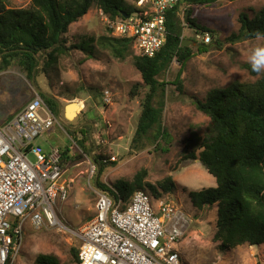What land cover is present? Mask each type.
Masks as SVG:
<instances>
[{
    "label": "rangeland",
    "instance_id": "rangeland-1",
    "mask_svg": "<svg viewBox=\"0 0 264 264\" xmlns=\"http://www.w3.org/2000/svg\"><path fill=\"white\" fill-rule=\"evenodd\" d=\"M30 3L31 0H6L8 7H27ZM124 3L135 8L134 0ZM262 7L264 0H217L198 11L201 23L214 30L216 39L224 45L218 48L212 43L207 52H196L185 64L175 60L159 76L165 83V91L160 89L155 103L165 104L163 127L169 133L166 139L156 140L151 132L150 139L134 144L149 87L132 56L117 58L104 46L106 37L118 36L110 30L97 6L70 26L67 34L70 50L45 71L30 77L16 59L0 70V126L7 124L42 90L60 99L63 110L61 117L56 115L59 122L38 137L36 145L45 150L69 147L72 157H81L64 164L69 198L57 204L56 221L44 222L41 227L27 221L21 248L10 264H37L41 253H54L62 263L74 264L71 248L81 246V229L95 216V206L104 189L98 181L114 187L120 179L132 180L142 168L148 170L147 181L151 183L172 175L179 184L165 194L192 220L189 231L173 244L188 264H264V243H246L228 250L213 240L217 206L195 208L189 191L216 186V178L199 159H185L186 145H192L199 154L201 139L211 132L212 121L198 109L197 100H204L209 90L235 80L254 82L261 77V73L252 74L244 64L264 70V37L235 43L227 39L239 32L242 12L256 15ZM183 22V35L195 39L196 30L185 19ZM91 37L96 57L87 58L77 45ZM133 50L139 54L134 44ZM137 83L139 93L133 96L131 90ZM107 90L112 95L110 103L105 101ZM72 101H77L81 108L77 117L68 119L65 108ZM91 125L89 131L95 148L86 152L77 141L82 134L73 138L69 129ZM95 154L105 156V168L99 176ZM30 157L35 158L33 154ZM153 203L157 205L156 199Z\"/></svg>",
    "mask_w": 264,
    "mask_h": 264
},
{
    "label": "trees",
    "instance_id": "trees-1",
    "mask_svg": "<svg viewBox=\"0 0 264 264\" xmlns=\"http://www.w3.org/2000/svg\"><path fill=\"white\" fill-rule=\"evenodd\" d=\"M215 2L217 0H179L168 11L167 40L154 57L136 54L130 38L106 37L104 46L114 56L120 59L133 57L144 84L149 87L142 102L134 144L150 139L151 132L156 140L166 139L169 135L163 127L165 104L163 101L157 105L155 103L160 89L165 91V83L159 80V76L175 60L185 64L196 52H207L212 43H216L218 48L224 45L216 39V32L204 26L198 17L199 10ZM93 6L113 19L138 10L136 4L133 8L125 5L124 0H31L27 7H8L6 0H0V70L9 67L14 59L30 77L34 72L51 67L70 50L67 37L70 26L87 15ZM183 18L195 32H210L212 42L204 44L195 38L199 44L197 49L193 45H182L187 38L183 35ZM239 22V32L230 35L228 41L235 43L264 37V7L256 15L242 12ZM93 40L91 37L77 45L86 52L87 58L96 57ZM244 66L254 75L261 73V77L254 82L235 80L225 87L209 90L204 100H197L198 109L212 121L211 132L201 139L199 148L202 150L199 154L192 149V145L185 148V159H200L216 178V186L189 191V196L193 206L199 210L217 206L213 240L220 242V248L228 250L246 243H264V70L249 63ZM139 87L138 83L133 86V96L138 95ZM40 95L51 111L58 115V101L51 96ZM91 127L69 129L73 138L82 134L77 141L86 152L95 148L89 131ZM61 150L63 168L66 162L81 158L72 157L69 147ZM93 158L99 166V173H102L105 156L95 154ZM147 176L148 170L142 168L132 180L120 179L114 187L129 202L137 190L149 189L152 195L159 196L179 185L172 175L157 183L147 181ZM98 182L102 188H109L105 183ZM80 250L81 246L71 248L74 264L80 263ZM37 264L65 263L54 253H41Z\"/></svg>",
    "mask_w": 264,
    "mask_h": 264
},
{
    "label": "built area",
    "instance_id": "built-area-1",
    "mask_svg": "<svg viewBox=\"0 0 264 264\" xmlns=\"http://www.w3.org/2000/svg\"><path fill=\"white\" fill-rule=\"evenodd\" d=\"M178 1L134 0L138 10L128 17L101 14L114 35L130 38L140 55L154 57L166 43L168 11ZM195 38L204 44L213 40L210 32H195ZM105 101H112L109 90ZM56 122L37 95L0 126V264H10L20 250L27 221L36 227L54 224L57 204L69 198L62 150L36 145ZM191 221L169 194L137 190L126 202L115 187L102 189L95 216L79 234V264H188L173 244L189 231Z\"/></svg>",
    "mask_w": 264,
    "mask_h": 264
},
{
    "label": "water",
    "instance_id": "water-1",
    "mask_svg": "<svg viewBox=\"0 0 264 264\" xmlns=\"http://www.w3.org/2000/svg\"><path fill=\"white\" fill-rule=\"evenodd\" d=\"M125 16L126 17H128L129 16V14L128 13H126L125 14ZM197 44V42H196V40L195 39H192V38H185L184 39V41L182 42V45H184V46H190V45H193V46H195ZM35 73V72H34ZM42 94H45V95H48L47 93H45L44 91H42V90H39ZM48 96H50V95H48ZM52 97V96H51ZM53 98H55V97H53ZM57 101H58V103H59V107H60V111H59V113H58V116L59 117H61V113H62V110H63V104H62V102L60 101V99H58V98H55ZM74 104H77L78 105V102L77 101H72L70 104H68L67 106H66V108H65V115H66V117L68 118V119H70L71 117H77L78 116V114H79V108L78 109H74V108H72V109H70L71 107L70 106H72V105H74ZM81 127V126H80ZM79 127V128H80ZM200 160V159H199ZM99 172H100V169H98V176H99ZM98 176H97V179H98Z\"/></svg>",
    "mask_w": 264,
    "mask_h": 264
},
{
    "label": "bare ground",
    "instance_id": "bare-ground-1",
    "mask_svg": "<svg viewBox=\"0 0 264 264\" xmlns=\"http://www.w3.org/2000/svg\"><path fill=\"white\" fill-rule=\"evenodd\" d=\"M76 107L75 109H78V108H80L81 107V105H79V103H78V105L77 104H74V105H72V106H70L71 107V109H72V107ZM72 118V117H71Z\"/></svg>",
    "mask_w": 264,
    "mask_h": 264
},
{
    "label": "crops",
    "instance_id": "crops-1",
    "mask_svg": "<svg viewBox=\"0 0 264 264\" xmlns=\"http://www.w3.org/2000/svg\"><path fill=\"white\" fill-rule=\"evenodd\" d=\"M81 108V107H80ZM80 108L78 110H80ZM82 127V126H81Z\"/></svg>",
    "mask_w": 264,
    "mask_h": 264
}]
</instances>
